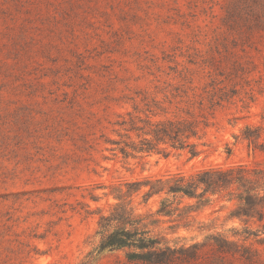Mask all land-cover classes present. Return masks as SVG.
<instances>
[{
  "label": "rangeland",
  "instance_id": "obj_1",
  "mask_svg": "<svg viewBox=\"0 0 264 264\" xmlns=\"http://www.w3.org/2000/svg\"><path fill=\"white\" fill-rule=\"evenodd\" d=\"M230 1L0 0V264L86 261L99 242L98 210L114 201L101 185L264 166V151L235 137L250 123L263 127L264 140V31L228 19ZM169 83L177 102L170 111L207 122L196 139L203 152L107 158L111 122L129 107L115 99ZM231 208L216 200L195 215L193 229L165 222L159 230L179 243L215 232L238 239L231 229L243 222L229 218ZM251 242L264 260V246ZM91 264H124L123 252L105 250ZM192 264L241 263L219 262L206 249Z\"/></svg>",
  "mask_w": 264,
  "mask_h": 264
},
{
  "label": "trees",
  "instance_id": "obj_2",
  "mask_svg": "<svg viewBox=\"0 0 264 264\" xmlns=\"http://www.w3.org/2000/svg\"><path fill=\"white\" fill-rule=\"evenodd\" d=\"M226 17L238 18L247 29L264 31V0H231ZM230 19V20H231ZM166 84L156 93L136 89L134 94H124L115 99L129 105L118 112L111 122L114 137H106L105 147L111 157L141 160L152 153L169 154L171 151H187L190 157L203 152L202 137L207 125L187 111L179 115L170 111L175 95H169ZM162 93L159 97L158 93ZM202 104L201 101L198 102ZM213 104L210 105L212 107ZM203 117V116H202ZM264 122V111L262 115ZM261 125L245 124L238 135L253 150L264 151ZM102 196H111L114 201L108 211L98 210L97 230L99 242L87 260L91 264L96 254L107 251H122L124 264H192L206 249L214 253L219 262L223 257L241 264H264L261 253L252 242L264 246V166L236 163L229 166L214 165L193 171H175L162 175H144L124 178L107 186ZM92 199L100 197L89 192ZM216 200L232 205L229 218L243 222L241 228H232L231 239L223 233H209L202 242H177L170 240L159 230L165 222L175 231L179 227L193 229L195 215L211 206ZM260 226L252 228L251 224ZM200 224V222H198ZM203 230V225L197 226ZM95 252V254H94Z\"/></svg>",
  "mask_w": 264,
  "mask_h": 264
}]
</instances>
